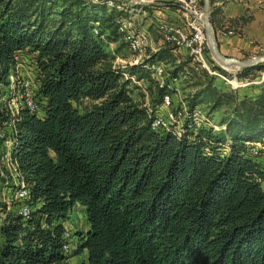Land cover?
<instances>
[{"label":"trees","instance_id":"16d2710c","mask_svg":"<svg viewBox=\"0 0 264 264\" xmlns=\"http://www.w3.org/2000/svg\"><path fill=\"white\" fill-rule=\"evenodd\" d=\"M106 1L0 0V82L17 52L35 53V98L44 111L24 108L17 123L11 157L35 210L25 219L0 200V264H73L84 252L82 264H264V164L249 146L264 143V86L254 83L264 63L236 73L255 92L196 70L169 42L140 64L114 67L129 46L121 20L154 7ZM219 1L211 0L215 33L224 24ZM178 60L172 75L196 89L190 107L207 110L219 130L212 123L182 133L153 129L132 76L150 84L157 102L174 89L161 86L149 65ZM86 100L93 105L82 110ZM8 121L0 111V127ZM77 204L89 228L68 255L65 222Z\"/></svg>","mask_w":264,"mask_h":264},{"label":"built area","instance_id":"2783aa9c","mask_svg":"<svg viewBox=\"0 0 264 264\" xmlns=\"http://www.w3.org/2000/svg\"><path fill=\"white\" fill-rule=\"evenodd\" d=\"M193 3H195V0H193ZM158 7L170 11V16L173 18H190L192 23L195 24L194 34H187L182 27H177L176 33H183L185 35V44H177L174 40L173 43L169 44L179 46L181 49L190 48L192 51L186 52L191 57L192 62L195 63V65L192 66L195 67L196 70H206L210 75L216 76L227 83L232 84L234 89L251 83L239 82L236 75H226L217 70L209 60L207 56V38L205 27L203 25V11H198V14H189V12L184 9V2H180V0H164ZM191 36L201 37L204 43V51H196L193 49ZM155 52L158 51H131V59L126 61L122 67H125L128 64H140ZM35 55V53H30L28 51L17 52L14 57V68L12 69L7 82H0V111H4L9 115V121L6 122L5 126L0 127V142H4L7 146L4 159L11 168L10 174L12 176L9 198L5 202L9 210L15 211L25 219L30 217L35 210V207L30 203V188L24 181L17 162L11 157L10 148L14 142V135L17 133V123L20 120L21 110L27 108L31 113H37L41 116V113L39 112L41 106L35 98V90L39 89V82L37 79L38 65ZM29 59L32 60V63H30ZM28 62L30 65H28ZM118 66L114 65V67ZM149 69L152 71L153 77L158 80L161 86H168L169 88L174 89V93H165L159 101L153 102L152 99L149 98V94L146 92L148 88L141 84L143 80L138 81L135 76H132V80L135 81L145 92L143 107L152 114V127L154 130L182 133L187 127L197 130L203 126L210 125L211 123L214 124L210 119L207 110L200 106L193 108L190 107L187 97L181 95L180 88H178L180 86V77L173 76L171 71L169 72L161 62L149 65ZM263 80L264 73L261 81ZM261 81H254V83H259ZM214 126L217 130L220 129L218 125L214 124ZM8 131H12L14 134L8 137ZM9 143L11 145H9ZM249 146L250 153L254 156H259L264 151V143L262 142H252L249 143ZM43 226H46V224ZM64 237L65 243L63 249L66 254L70 255L73 253L71 251L73 232L68 227H66Z\"/></svg>","mask_w":264,"mask_h":264},{"label":"rangeland","instance_id":"374dc122","mask_svg":"<svg viewBox=\"0 0 264 264\" xmlns=\"http://www.w3.org/2000/svg\"><path fill=\"white\" fill-rule=\"evenodd\" d=\"M136 3L142 1L143 4L154 7L153 13H149L148 11L139 12H131L130 15L126 18H123L120 22V31L123 33L124 40L129 44L128 48L116 53V58L113 60L114 65L122 66L125 64L126 61L131 59L132 53L131 51H135L132 48V41L143 35L142 37V51H157L162 43H166L163 38V34L166 29L171 25H185L189 18H174L176 21H167V17H170V11L168 10H161L159 9V5L164 0H133ZM187 0H180V2H185ZM116 2V3H115ZM228 4L237 7V4L242 3L240 0H228ZM106 4L109 7H117V8H124L126 5L125 0H107ZM247 4H251L252 7L248 6L244 11V14L240 12V14H233L234 16H230L231 8L227 10V14H221V20L224 23L218 29L216 33V39L218 45L220 44L221 51L225 52V45L229 46L228 51H226L227 56H234L239 59H249L256 56L264 55V0H247ZM203 6V5H202ZM204 7V6H203ZM204 12V11H203ZM238 13V12H237ZM167 26V27H166ZM232 31L233 34H228V32ZM141 33V34H139ZM135 34V35H134ZM131 37V38H130ZM129 38V39H128ZM224 45V47H223ZM117 44L111 43L109 45V51L113 53L116 51ZM144 46V47H143ZM146 48V49H145ZM180 48V47H179ZM177 51V54L180 57H189L186 51ZM139 51V50H138ZM223 52V53H224ZM225 54V53H224ZM32 59V58H31ZM29 59L30 63L32 60ZM181 60L173 62H166L162 61L161 63L166 67V69L170 72L172 71L173 67L179 65ZM28 62V65H30ZM217 63V62H216ZM218 64V63H217ZM190 65H195L191 61ZM225 69V68H224ZM232 75H236L239 71L236 68L232 69H225ZM264 73V72H263ZM260 75L259 79L256 81L262 80V75ZM181 78V76H180ZM187 78L180 79V92L183 97H188L192 91L196 89L193 86V82H184ZM234 80V78H233ZM142 85L145 87H149V83L147 81H142ZM230 86L233 88V85L229 83ZM257 87L264 86V82H259L256 85ZM256 86H248L243 91L252 90L255 92L257 91ZM142 89V88H141ZM137 89L136 94L138 95L139 99L144 98L143 93L145 94L144 90ZM234 89V88H233ZM239 89V90H240ZM153 91V89H151ZM149 94V98L151 99L152 92L149 88L146 90ZM93 103L89 101H85L82 104V110L86 108H91ZM41 116L44 114V111L41 107L40 111ZM221 113H219L220 115ZM215 121L220 122V118H215ZM14 134V132L9 131L7 132V136L10 137ZM9 145H11L9 143ZM6 144L4 142H0V200L7 201L10 194V184L12 183V176H11V168L4 159V154L6 153ZM255 160L264 164V152L259 155L255 156ZM66 227H68L73 232V243L71 245V251L73 252L77 247V233L79 232H86L88 231V219L86 215V210L84 206L77 204L74 209L72 210L69 218L65 222ZM73 264H82L87 261V254L86 252L75 255L71 259Z\"/></svg>","mask_w":264,"mask_h":264},{"label":"water","instance_id":"95a60500","mask_svg":"<svg viewBox=\"0 0 264 264\" xmlns=\"http://www.w3.org/2000/svg\"><path fill=\"white\" fill-rule=\"evenodd\" d=\"M142 4V1L137 2ZM203 25L205 27V33L207 38V44L209 51L213 59L225 69L236 68L242 70L248 67H255L261 63H264V55L252 57L249 59H239L234 56H227L224 54L217 42L216 33L211 23V0H204V19Z\"/></svg>","mask_w":264,"mask_h":264},{"label":"bare ground","instance_id":"6f19581e","mask_svg":"<svg viewBox=\"0 0 264 264\" xmlns=\"http://www.w3.org/2000/svg\"><path fill=\"white\" fill-rule=\"evenodd\" d=\"M201 1L202 0H195V3H193V0H187L184 2V9L186 11H188L189 14H198V11H204V7L202 6ZM162 2H161V4H162ZM161 10H165V9H161ZM177 27H181V26L170 24V26L166 29V31L163 34V38H164L165 42L173 43V40H174L175 43H177V44H185V35L183 33H176ZM182 29L185 30L187 32V34H194L195 33V24H193L192 20L189 18L187 29H185L183 27H182ZM139 34H141V33H139ZM228 34L232 35L233 32L229 30ZM142 37H143V35L135 38L132 41V48L135 51H138V50L142 51V44H143L142 43ZM191 44H192L193 49H195L196 51H204V43H203V40L201 39V37L191 36ZM177 47H179V46H177ZM182 49L184 51H192L190 48H182ZM228 69H232V68H228Z\"/></svg>","mask_w":264,"mask_h":264},{"label":"crops","instance_id":"0c3cea01","mask_svg":"<svg viewBox=\"0 0 264 264\" xmlns=\"http://www.w3.org/2000/svg\"><path fill=\"white\" fill-rule=\"evenodd\" d=\"M228 0H220L217 4L219 5V6H221V8H222V14L224 15V14H227V10L229 9V8H231V11H230V16H234L233 14H240V12H242V14H244V11L246 10V8L248 7V6H250V8L252 7V5L251 4H247V0H240L242 3H239V4H237V7H235V6H232L231 7V4H228V2H227ZM239 1V0H238ZM238 12V13H237ZM189 22V21H188ZM188 22L185 24V25H178V26H181V27H183V28H185V29H187V25H188ZM223 47H224V45H223ZM225 47H226V49H225V54H227L226 53V51H228V48H230L229 46H227V45H225Z\"/></svg>","mask_w":264,"mask_h":264}]
</instances>
